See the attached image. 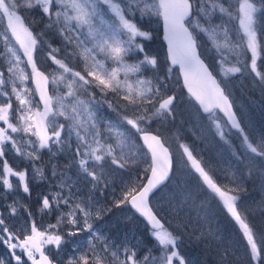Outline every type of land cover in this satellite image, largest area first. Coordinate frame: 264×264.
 <instances>
[{"label":"snow or ice","instance_id":"snow-or-ice-1","mask_svg":"<svg viewBox=\"0 0 264 264\" xmlns=\"http://www.w3.org/2000/svg\"><path fill=\"white\" fill-rule=\"evenodd\" d=\"M22 8L39 9L47 20L45 27L55 28L62 38L64 58H57L56 54L61 49L44 40L43 32L34 33L32 24L35 21L26 23L25 17L20 14ZM230 9L231 5L225 0H0V46L3 49L0 58L6 65L0 70V121L6 125L0 127V185L7 192L19 187L27 196L32 195L27 169L14 170L4 159L5 151L12 150L32 164L33 179L38 184L48 183L50 189H56L38 195L40 211L59 212L56 224L49 225L48 229L41 231L31 220L27 227L17 232L9 230L6 217L0 213V242L11 250L10 256L16 264H24L21 255L16 254L17 249L26 255L31 264H55L46 254V246H52L59 254L62 244L67 243L65 236L70 238L81 232L89 234L87 248L69 258L68 264H174V261L191 264L177 247L180 238L165 227L162 217L154 210L156 206L150 201L155 190L169 180L173 169L172 153L165 146L166 141L151 126L154 122L175 119L177 97L175 94L165 95V92L170 91L167 76L173 66H179L183 86L190 98L204 113L212 114L210 118L216 134L225 139L227 130H237L250 163L256 157L264 159V136L255 143L249 139L232 110L225 88L221 87L200 56L199 48L203 47L199 40L201 34L215 49L221 68L226 60L225 50L239 57L243 48L251 53V70L264 81V74L257 71V60L264 49L261 44L264 39V15H259L264 13V0H259V4L256 0H238L235 14ZM216 13L220 14L221 21L214 24ZM137 14L140 18L154 16L163 22L170 62L165 77L153 79L143 76L145 68H157L158 60L145 51L140 38L150 41L153 37L151 32L138 26ZM202 18L205 21L203 24ZM225 20L238 22L236 34L240 36V41L232 40ZM45 46L48 59L57 66V72L51 74L55 96L48 91L49 75L37 66L36 53ZM134 53L142 54V58L129 63L126 57ZM75 59L83 63V74L69 67ZM241 71L239 66L228 67L221 73L222 79ZM5 72L9 74L7 79ZM130 76L134 79L130 80ZM30 79L34 88L27 87L26 82ZM61 85L65 89L63 93L59 91ZM6 86L9 90H5ZM92 87L98 88L104 97L109 92L119 97L116 106L107 99L96 101L95 94L90 91ZM80 92H87L89 99H81ZM13 98L17 102L15 109ZM102 104H107L113 111L118 108L120 112L131 108L132 116L118 113L116 122L107 120L98 115ZM216 110L226 118L224 125L215 117ZM10 115L17 123L10 120ZM60 117L67 124L59 123ZM123 124L130 126L132 133L122 130ZM9 133L28 137L24 140L25 150H21L17 139ZM179 147L186 157L183 163L196 176L199 187L212 198H218L238 226L250 260L261 264L264 261V231L257 233L248 216L242 214L238 207L239 185L229 188L219 184L211 168L205 166L188 145L180 144ZM44 150L53 158L57 153H70L78 173L101 194L109 186L110 172L125 170L127 165L141 161L146 164L143 180L133 178L126 183L121 198L114 201V206L119 208L128 204L145 219L160 255H145L141 261L136 258V248L130 247L126 241L121 245L109 241L94 227L93 221L101 219L111 209L97 207L91 202V197L88 202L78 198L74 191L75 181L69 182L70 177H66L56 163L50 160L46 166L36 164ZM9 177H16L17 185L14 186ZM16 203L18 201L7 206L9 215H16ZM62 207L68 210L61 211ZM28 215L30 217L31 213ZM61 224L71 227L61 234ZM18 232L24 234L23 239ZM72 247L75 252L81 246L73 244ZM0 264H4L3 258H0Z\"/></svg>","mask_w":264,"mask_h":264},{"label":"rangeland","instance_id":"rangeland-1","mask_svg":"<svg viewBox=\"0 0 264 264\" xmlns=\"http://www.w3.org/2000/svg\"><path fill=\"white\" fill-rule=\"evenodd\" d=\"M256 2L259 4V0H256ZM226 4L231 5V11L235 14V9L238 8V0H225ZM53 10H55V5L53 6ZM259 15H264V13H261ZM221 16L219 13H216L213 16V23H220ZM136 22L139 27H141L143 30L151 32V26H155L158 23L161 24V20L157 17H144L140 18L139 14H137ZM227 27L229 31L232 33V40L234 42L240 41V36L237 33L238 31V22L236 20L227 21ZM201 23H205L203 18L201 19ZM152 33V32H151ZM152 40L150 41H143L142 38L141 41L145 45V51L149 55H155L158 60V66L156 69H152L150 67H147L143 71V76L145 78H155V76L159 77H165L167 73V69L169 66V63L167 61L166 53L164 55L159 54L157 51L158 48V40L154 37L152 33ZM45 40V39H44ZM200 42L203 44V50L204 55L203 57L207 59L209 64L213 66V69L215 71V74L219 77L221 80V83L223 87L226 89V86L229 88V91L235 95L234 98L230 95L229 92L228 95L230 96L235 109L238 110V115L243 123V128L245 130V133L249 136V139L255 143L261 136H264V132H262V127L259 124V121L262 118H259V116L264 113V107H263V95L261 96V99L258 102L252 101L250 99H245L243 95V84L248 85V79L250 76V81L252 82V86L260 85L259 78L255 75V73L250 70V74L246 71L245 66V60H248V56L251 53L245 51L243 48H241L240 56L234 57L231 53L228 52V50H225V64L223 68L217 63L218 55L211 47L210 42L207 41L206 37L201 34L199 37ZM61 46H57L56 44L53 45V47H61V51L57 53V58H64L65 51L62 44V39L60 41ZM261 44L264 45V39L261 40ZM160 47V46H159ZM202 49V47H200ZM2 46H0V51H2ZM48 49L45 46L42 50H38L36 53V59H37V66L46 72L50 80L52 79L53 73L57 72V66L54 65L47 57ZM142 58V54L134 53L126 57V60L129 63H134L137 59ZM264 49L261 51V55L257 60V71H259L261 74H264ZM66 62H68L66 60ZM75 64L71 63L69 64V67H74L76 71H80L82 74L84 73V65L79 59L74 60ZM239 66L242 68L241 73L236 74H229L227 79H222L221 73L223 71H226L228 67L232 66ZM23 66V65H22ZM109 66H111V62H109ZM6 67L5 62L2 58H0V70L4 69ZM30 71V69H27ZM9 74L5 72V78L7 79ZM123 73H121V79H123ZM130 80L134 79V77H129ZM180 76L176 69L172 68V72L170 75L167 76V83L168 88L170 91L165 92V95L168 94H175L177 97V103L175 104V112L174 117L175 119H166L162 123L154 122L151 126L152 130L154 132L158 131V133L161 134V137L163 140L166 141V145L171 149L173 153V159H174V168L175 171L178 173L181 172L183 175H189L190 171L185 166L183 161L186 159L182 155V149L179 147L180 144H186L189 146V148L193 151V154L197 156L198 159L201 160L205 165H210L217 169V171L227 174V177L230 178L232 182H235L237 184H240V177L242 176V169L244 168V165H249L253 170H251L253 182H258L262 190L264 191V172L260 173L258 171V174L255 172V167L253 165V160L250 163L249 154L246 152L242 145V138L239 134V132H234L230 130L226 131L225 139H221L215 131V126L213 124V120L209 116H204L201 114L199 108L194 104V102L188 97V95L181 90L180 85ZM28 88H33L31 79L26 82ZM264 85V81L262 83ZM263 85H261L260 89L264 90ZM240 86L239 91H237V87ZM93 88V87H92ZM91 88V89H92ZM90 89V91H91ZM5 90H9V88L6 86ZM51 94L53 96L56 95V90L54 89V86L51 83L50 86ZM99 90V89H98ZM59 91L63 93L65 89L61 85L59 88ZM262 93V92H261ZM80 95L81 99L87 100L89 99L87 92H80L78 93ZM98 96L101 97L102 101L105 99V97L102 95V93L99 91ZM109 96L108 98L110 101H112L113 106H116V101L120 98L117 97L112 92H109L107 94ZM103 98V99H102ZM2 99V98H0ZM37 99V96H36ZM38 100V99H37ZM262 100V101H261ZM97 101V99H96ZM13 109L17 107V102L13 98ZM123 101H121L122 103ZM251 112H254L256 114H252ZM126 115L131 118L132 116V110L129 108L127 111L120 112V110L117 108L116 111H113L111 109H108L107 104H102L101 107L98 110V115L102 116L103 118L107 120H111L113 122H116L119 119V115ZM106 115V116H105ZM215 117L220 121L222 125L225 124V119L220 115V113L216 112L214 113ZM10 120L13 123H17L13 116L10 115ZM59 123L67 124V121L64 120L63 117L59 118ZM264 124V123H262ZM6 125L3 124L2 121H0V127H5ZM122 130H125L129 133H132L133 130H131V127L123 124ZM14 138L17 139L18 146L21 148V150H25L26 145L24 144V140L28 139L27 136L21 137V134L16 133L12 134ZM34 139V138H33ZM133 139H135V136L133 134ZM235 143V144H234ZM137 144H139V141H137ZM45 152L47 153V156L45 155ZM62 153H57L55 157L60 155ZM54 157V158H55ZM53 157H50L47 150H44L41 153V160L36 161V164H41L43 160H49ZM4 159L7 160V163L9 166H11L14 170L21 171L27 169L28 172V184L29 181L33 179V169L32 164L29 163L28 160L24 159L23 157L17 155L12 150H6L5 151V157ZM69 161L67 162L68 165L71 164V166H68L69 168H72L74 171V174L76 172V176H78L81 187L80 191L83 192V186L89 185V192L91 194H97L96 190H93L91 188V184L89 181L83 177L82 174L78 173V169L74 163H72L73 157L72 155H68ZM255 159L258 160V168H259V161L260 163H264V159L256 157ZM206 161V163H205ZM132 164H129L126 166L125 170H116L109 173V186H118L123 188L126 183H128L131 179L136 178L135 176L129 175L130 167ZM147 165L145 164V167ZM46 171V169H45ZM47 172V171H46ZM9 179L12 181V183L17 185L18 181L16 177H9ZM177 176L174 179H171L167 185H165L162 189H160L155 195L154 198H151V203H153L156 207L154 210L158 212V215L162 217V220L166 225L168 224L171 227H178V228H186L188 230H191L193 232H198L196 235L197 238H200L201 240L205 241V243H208L210 251L218 258V260H222L225 264H254L255 262H252L250 260L249 256V250L246 247V244L242 236L240 235L238 238L236 237L235 233L228 232L227 229L223 230L222 232H219V230L214 229L216 227V224L214 222H211V214L208 213L209 209H205L204 207L207 206L205 204H201L193 201L191 203L190 199L187 195H185L184 191L179 189L177 187L178 180ZM260 182H259V181ZM42 183H37L34 179V186L38 187L41 186ZM30 187V185H29ZM31 188V187H30ZM32 190V189H31ZM37 191H40L39 188L36 189ZM173 190H176L177 193H175ZM49 190H46V193ZM116 191V190H115ZM121 192H119L115 195L116 199L114 201L119 200L121 198ZM32 197L27 196L22 192V189L19 187L15 188L11 192H7L2 185H0V213H3L6 217L5 223L8 226L9 230L12 232H17L18 229L22 227H27L29 222L31 220H34L36 222V226L41 231L48 229L49 225L53 224H45L42 221H38V217L36 216L35 210L33 208V202ZM15 206L17 207V213L16 215L12 216L9 215L8 205L14 204V202H17ZM35 201V199H34ZM113 201V203H114ZM127 204L122 205L119 207L122 211H125V207ZM28 213H31V216L29 217ZM42 225V226H41ZM186 225V227H185ZM215 225V226H214ZM236 228L238 230V226L236 225ZM239 231V230H238ZM219 232V233H218ZM240 232V231H239ZM201 233H203L202 236H199ZM20 235V238L24 237L23 233H17ZM16 242V241H13ZM63 245V244H62ZM86 245V244H85ZM87 246V245H86ZM62 247V246H61ZM48 254L51 256H57V252L55 249H53L52 246H46ZM84 251V250H82ZM79 251L77 255L80 254ZM11 250H9L2 242H0V258L4 259V264H16V261L14 258L10 256ZM17 255H21L22 260L24 261V264H31V261L27 260L26 255H22L19 249L16 250ZM181 254V253H180ZM160 255V252L158 253ZM186 260H189L191 264H199L197 261V257L190 256V258H185ZM69 260V258L67 259ZM68 262V261H67ZM66 262V263H67ZM174 264H177V262L174 261Z\"/></svg>","mask_w":264,"mask_h":264},{"label":"trees","instance_id":"trees-1","mask_svg":"<svg viewBox=\"0 0 264 264\" xmlns=\"http://www.w3.org/2000/svg\"><path fill=\"white\" fill-rule=\"evenodd\" d=\"M20 14L25 17L26 23L29 21H35V23L32 24V30L34 31V33L43 32L44 33L43 39L48 41V43H50L52 46L54 44H56L58 47L61 46L60 44V41L62 39L61 36L56 32L55 28L48 29L45 27L47 20L46 18L43 17L39 9L27 10L22 8ZM151 32L153 33L156 40H158L159 42L158 45L160 47L158 46L157 51L159 52V54H161L162 52V54L164 55L165 46L161 40V34H162L161 24L158 23L155 26H151ZM201 52L202 55H204L203 47L201 49ZM205 60L209 62L207 59ZM72 64H75L74 60H72ZM250 65H251V57L249 55L248 60H245L246 71L249 73V75H251ZM210 67L213 70V72H215L213 66L210 65ZM247 77H249L247 78L249 83L248 85L243 84L242 86L244 87L243 95L245 99H250L252 101H256L259 103L261 99V96L259 95H263L264 97V90H262V88L260 89L261 85H263L262 84L263 81L259 79L260 85L252 86V82L250 81V76ZM237 88H238L237 91H239L240 86H238ZM180 89L183 90L182 85ZM226 89L235 100L236 99L235 95H233L229 91V88L227 86ZM91 92L95 94V99H97V101L101 100V97L98 96L99 93L98 88L93 87L91 89ZM108 97L109 96L105 97V99L110 100ZM263 107H264V100H263ZM238 110L239 108L237 109V112ZM250 114L252 116V114H256V113L251 112ZM259 118H262L259 121V124L262 127V132H264V124H262L264 123V113H262V115L259 116ZM106 119H108V117H106ZM45 155L47 156L46 152ZM68 155H70V153L66 151L55 158L49 160H43L41 164L46 166L50 162V160L51 162L56 163L59 166V170L62 173H64L66 177H70L69 182L75 181L74 191L76 192L78 198L88 202V198L91 197L92 198L91 202L95 203L97 207L111 209V211H107L106 214H104L101 219L93 221L94 227L97 228L104 236H106L109 241H114L117 245H121L126 241L130 247H135L137 252L136 258L138 260L142 261L145 255L159 256L158 253L160 252V249L155 246L156 242L150 236L149 234L150 229L148 228L146 223L131 211L128 204L125 207V211H122L120 208L114 206L113 201L114 199H116L115 195L117 193L119 195V192L122 191L124 187L121 188L116 185L108 186V188L104 190L102 194L100 191H96L97 194L94 195L91 194V192H89V185H87L88 188L86 186H83V192H81L80 191L81 183L78 176H76L77 175L76 172L74 174L73 169L68 167L69 166L67 163L69 161ZM253 165L256 166L255 172L257 173V175H259L258 171L260 173L264 172V163H260L259 161V168H258V160L254 159ZM205 166L211 168L212 174L215 176L219 184L227 185L229 188L239 185L240 190L238 191L237 194L239 195L240 200L238 201V207L240 208L242 214H246L248 216V220L251 222V224L255 226L257 233L264 231V191L262 190L258 182H253L254 180L251 173V170L253 169L248 164L244 165V168L242 169L243 174L240 177V184H237L235 182H232L230 178L227 177L226 173L223 174L210 165H205ZM144 168H145V164L142 161L138 162L135 165H131L128 174L129 175L132 174V176H135L136 174L137 177L135 179L142 181L144 177V171H143ZM45 169L47 171V167ZM137 169H139V171H137ZM177 174L178 173L174 169L172 179L173 178L175 179L177 176L176 179L178 180L177 187L180 190L182 189L184 191L185 195L188 196L191 203L193 201L196 202L198 201L201 204L203 203L207 205L204 208L209 209L208 213L212 215L210 217L211 218L210 223L214 222L216 224V227L214 229H217L219 230V232L222 233L223 230L227 229L228 232L235 233L236 237L238 238L241 235V233L237 230L234 220L230 217V214H228L226 210L222 207L218 198L215 199L212 198L204 189L199 187V183L195 175L189 173V175L187 176V175H183L181 172H179V175ZM29 185L32 189L31 199L33 202V208L35 210L36 216L38 217V221H42L45 224H56L59 212H55V211L51 213L47 211L41 212L40 201L37 198L38 195L45 194L47 189L49 191L50 190L54 191L56 189L54 187L50 189L48 183H42L41 186L36 187L34 186V179L29 181ZM37 188H39L40 191H37L36 190ZM173 191L177 193L176 190ZM67 210L68 209L66 207L61 208V211L64 212H66ZM70 227H71L70 225L61 224L59 226V232L61 234L66 233ZM165 227L169 228V230H172L174 234L180 238L177 247L181 255H183L185 258L188 257L190 258V256H195L197 257L198 259L197 262L199 264H225L222 260L221 261L218 260V258L210 251L208 243H205V241L201 240L200 238H197L198 236L196 234L198 232H193L186 228L171 227L168 224L166 225V223H165ZM88 235L89 234L87 232H81L74 237L69 238L68 236H65V240L67 241V243L62 245L61 251L57 256H53L52 254L51 255L52 258L59 264H68L67 262L68 258L76 256L79 251L85 250L87 248L85 244ZM202 235L203 233H201L199 236ZM73 244H79L81 247L74 252L72 247ZM149 249L151 250L150 252ZM261 264H264V261H262Z\"/></svg>","mask_w":264,"mask_h":264},{"label":"water","instance_id":"water-1","mask_svg":"<svg viewBox=\"0 0 264 264\" xmlns=\"http://www.w3.org/2000/svg\"><path fill=\"white\" fill-rule=\"evenodd\" d=\"M161 22H162V20H161ZM161 39H162V42H163L164 45H165V48H166V56H167V41L164 39V27H163V22H162V36H161ZM199 51H200V50H199ZM200 56H201V54H200ZM201 59L204 60V59L202 58V56H201ZM167 60H168V59H167ZM204 62H205V64H207V62H206L205 60H204ZM168 63H170V62L168 61ZM207 65H208V64H207ZM172 68H175V69L178 70V73H179V76H180V79H181V85H182L184 91L186 92V94L190 97V95H189L188 92H187L186 87L183 86V76H182V74H181L180 71H179V66H173ZM40 70H41V69H40ZM209 70L212 72V70L210 69V67H209ZM41 71H43V70H41ZM43 72H44V71H43ZM44 73H45L46 75H48L46 72H44ZM212 74H213V72H212ZM213 76H214V77L217 79V81L219 82L218 78H217L214 74H213ZM49 81H50V77H49ZM31 82H32V80H31ZM32 86H33V88H34V84H33V82H32ZM221 87H223V86L221 85ZM48 91H49V94L52 95V94H51V90H50V82H49V85H48ZM37 98L39 99L38 96H37ZM191 99H192V98H191ZM229 99H230V97H229ZM230 100H231V99H230ZM192 101L197 105V107L199 108V110H200V112H201L202 115H204V116L211 115V114H209V113H204L203 110H202V108L198 105L197 102L194 101V99H192ZM231 102H232V101H231ZM232 110L236 113V111H235V109H234V106H233V103H232ZM216 111L220 112L219 110H216ZM220 113H221V115L224 117L223 113H222V112H220ZM236 116H237V119H239L237 113H236ZM224 119H226V118L224 117ZM240 123H241V122H240ZM241 126H242V124H241ZM232 130L237 131V130H235V129H232ZM165 146L168 147L166 144H165ZM168 148H169V147H168ZM169 151H170V149H169ZM170 153H171V151H170ZM172 158H173V156H172ZM173 166H174V162H173ZM172 174H173V169H172V173H171V175H170L169 180L171 179ZM169 180L165 181L163 185H161L157 190H155L154 194H155L160 188H162L163 186H165V185L169 182ZM150 199H151V197H150ZM128 206L130 207V209L132 210V212H133L134 214H136L138 217H140V218L146 223V225H147V226L149 227V229H150V226L147 224V222L145 221V219L142 218L138 213H136V212H135V209L131 208L130 205H128ZM162 223H164L163 220H162ZM23 238H24V237H23ZM23 238H21V239H23ZM55 264H57V263H55Z\"/></svg>","mask_w":264,"mask_h":264},{"label":"flooded vegetation","instance_id":"flooded-vegetation-1","mask_svg":"<svg viewBox=\"0 0 264 264\" xmlns=\"http://www.w3.org/2000/svg\"><path fill=\"white\" fill-rule=\"evenodd\" d=\"M52 258V256H50ZM53 259V258H52ZM54 260V259H53ZM55 261V260H54Z\"/></svg>","mask_w":264,"mask_h":264}]
</instances>
